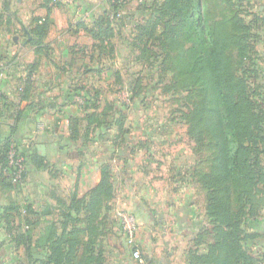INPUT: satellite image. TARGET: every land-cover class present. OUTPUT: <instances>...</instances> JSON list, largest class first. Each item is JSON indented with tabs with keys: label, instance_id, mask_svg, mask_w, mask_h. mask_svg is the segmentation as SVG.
<instances>
[{
	"label": "trees",
	"instance_id": "trees-1",
	"mask_svg": "<svg viewBox=\"0 0 264 264\" xmlns=\"http://www.w3.org/2000/svg\"><path fill=\"white\" fill-rule=\"evenodd\" d=\"M133 1L136 3L132 7ZM246 1L152 0L146 4L145 0H107L108 8L91 27L80 23L105 57L112 58L116 49L113 39L122 35L124 20H131L134 35L126 43L132 50L136 46L146 50L149 41H159L167 60L163 70H175L187 86L194 84L205 93L193 112L197 118L196 139L203 141L210 136L214 141L210 168L198 176L206 191L205 213L212 227L197 235L186 253L185 264H264V241L259 243L261 251L257 254L247 249L246 243L264 239L255 223L264 207V98L256 62V35L253 23L246 18ZM43 2L50 7L51 0ZM44 23L37 21L30 32L43 33ZM138 51L135 59L141 60ZM234 61L238 72L233 68ZM119 75L115 70L113 76L118 79ZM100 94L98 87L86 91L79 105L84 115L69 119L72 146L87 142L92 123L94 127L105 123L103 112L88 111L96 107L94 101ZM1 99L6 100L2 94ZM81 120H86L83 134L79 129ZM11 143L22 154L13 134L0 141V182L4 188L18 191L21 183L14 185L6 170ZM37 161L45 166L44 157L38 156ZM102 162L98 166L99 181L87 197L73 198L60 226L51 220L37 237L32 230L21 228L35 222L27 215L30 206L11 201L3 208L0 218L8 227L10 239L23 249L27 264H102L103 258L93 252L94 227L101 209L104 207L106 212L113 197L110 166ZM207 232L210 239L203 237ZM201 243L203 251L197 248Z\"/></svg>",
	"mask_w": 264,
	"mask_h": 264
},
{
	"label": "crops",
	"instance_id": "crops-1",
	"mask_svg": "<svg viewBox=\"0 0 264 264\" xmlns=\"http://www.w3.org/2000/svg\"><path fill=\"white\" fill-rule=\"evenodd\" d=\"M43 3L0 0V94L6 99L0 100V141L13 134L26 159V173L18 191L4 188L0 182V216L9 202H25L30 206L27 215L37 227H47L51 220L60 226L73 198L87 197L89 189L98 183L96 165H92L93 176H88L89 165L80 170L81 165L73 162L75 146L68 139L69 119L84 115L75 104L82 103L86 91L98 87L102 93L106 76L112 79L113 71L121 70L115 64L118 50L112 58L105 57V52L95 46L96 40L80 25L91 27L108 8L105 0H61L58 4L51 0L49 8ZM245 5L246 18L253 23L256 35V62L264 98V0H247ZM37 21L45 22L43 33L30 32ZM38 156L45 158V166L38 165ZM97 156L95 152L87 154L92 160ZM143 184L139 182L129 194L119 187L108 206L111 211L123 208L133 215V241L141 253L146 252L147 245L166 247L165 259L160 258L157 264H185L197 233L212 227L202 193L185 192L167 208ZM255 223L264 233V211ZM34 226V222L23 225ZM1 227L6 226L0 218V264H27L20 247ZM253 244H258L260 252V244ZM197 248L203 251L204 244ZM122 264L137 263L129 256Z\"/></svg>",
	"mask_w": 264,
	"mask_h": 264
},
{
	"label": "rangeland",
	"instance_id": "rangeland-1",
	"mask_svg": "<svg viewBox=\"0 0 264 264\" xmlns=\"http://www.w3.org/2000/svg\"><path fill=\"white\" fill-rule=\"evenodd\" d=\"M151 1L145 0L146 4ZM105 2L108 3L107 0ZM135 3L133 1L131 6H135ZM124 21L122 35L113 39L118 50L115 64L121 69L120 77L117 79L112 76L114 71L112 79L106 76L103 92L94 101L96 107L88 109L89 112H103L105 123L98 127H94V123L90 125L87 142L84 145L78 142L71 151L73 162L81 165L80 170L83 165H89L88 176H93V166L96 165L98 169L101 161L108 164L113 193L119 187L127 194L132 193L138 188L139 182H144L143 185L152 190L153 198L161 200L163 207L171 208L173 199L182 197L185 192L202 193L201 196L205 199L206 191L198 182V176L200 172L210 168L215 153L214 141L210 136H206L203 141L196 139L194 129L197 118L193 112L195 107H199L205 93L194 84L187 86L176 75L175 70H163L167 60L164 59L159 41H149L150 46H146V50L143 46H136L132 50L126 43L134 35L131 20L126 18ZM149 48L155 54L148 51ZM138 50H141V60L135 59L139 54ZM233 68L238 72L236 62ZM80 104L75 105L80 109ZM85 126L86 120L81 121L79 129L82 134ZM91 152L98 154V158L92 160V157H87ZM97 173L99 174V169ZM109 209L106 212L104 210L96 219V245L93 252L95 256L103 258L102 264H122V259L132 257L131 250L135 244L129 242L119 214H125L131 219L132 240L135 219L123 208H115L113 211ZM261 211H264V207ZM34 225L36 226L21 228L32 230L37 237L42 233L43 227H37L36 221ZM169 226L171 227V223ZM1 228L10 239L8 227ZM194 229L197 231V228ZM258 229L261 230V227ZM203 237L210 239V232ZM255 240L256 243L264 241L263 237ZM246 243L247 249L253 251V254L259 252L258 244L254 245L250 240ZM20 250L23 253L21 247ZM166 250V247L147 245L146 252L142 253L143 259L146 264H157L160 258L165 259ZM257 264L262 263L259 261Z\"/></svg>",
	"mask_w": 264,
	"mask_h": 264
},
{
	"label": "built area",
	"instance_id": "built-area-1",
	"mask_svg": "<svg viewBox=\"0 0 264 264\" xmlns=\"http://www.w3.org/2000/svg\"><path fill=\"white\" fill-rule=\"evenodd\" d=\"M58 1H61V0H54V2H58ZM0 75H1V71H0ZM7 159H8V165H7L8 167L6 168V170L10 174L11 182L14 185L18 183H22L23 176L26 171L25 158L21 153H19L16 150V146L14 143H11L8 147ZM22 212H24V209L22 210ZM119 216L120 218H122L124 227L127 230V233L129 236V242L133 244L134 242L132 240L133 231L131 229L132 226L130 225L131 219L125 214H119ZM131 256L136 261L137 264H146L142 257V253L137 246H133L131 250Z\"/></svg>",
	"mask_w": 264,
	"mask_h": 264
}]
</instances>
